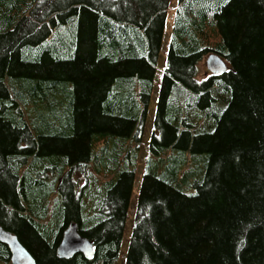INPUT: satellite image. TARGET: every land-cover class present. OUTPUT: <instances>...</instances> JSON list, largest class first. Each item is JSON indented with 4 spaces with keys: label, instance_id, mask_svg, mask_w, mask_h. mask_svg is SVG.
I'll return each mask as SVG.
<instances>
[{
    "label": "trees",
    "instance_id": "1",
    "mask_svg": "<svg viewBox=\"0 0 264 264\" xmlns=\"http://www.w3.org/2000/svg\"><path fill=\"white\" fill-rule=\"evenodd\" d=\"M169 5L0 0V226L35 264H264V0H176L154 89Z\"/></svg>",
    "mask_w": 264,
    "mask_h": 264
},
{
    "label": "water",
    "instance_id": "2",
    "mask_svg": "<svg viewBox=\"0 0 264 264\" xmlns=\"http://www.w3.org/2000/svg\"><path fill=\"white\" fill-rule=\"evenodd\" d=\"M205 66L209 73L216 74L226 70V62L217 54L211 53L205 60ZM0 243L4 244L10 253L11 264H35L31 254L19 242L12 233L0 226ZM57 255L60 258H70L76 253H81L87 259L94 256V246L86 237L82 236L76 223H70L63 231L61 241L57 247Z\"/></svg>",
    "mask_w": 264,
    "mask_h": 264
},
{
    "label": "rangeland",
    "instance_id": "3",
    "mask_svg": "<svg viewBox=\"0 0 264 264\" xmlns=\"http://www.w3.org/2000/svg\"><path fill=\"white\" fill-rule=\"evenodd\" d=\"M176 6V0H170V5H169V9H168V15L166 18V24H165V29H164V35H163V41H162V47L161 50L159 52V56H158V60H157V64H156V74L154 77V89L157 88L158 86V80H159V74L160 72H162L164 66H165V62H166V48L170 39V31H171V15L174 12V8ZM211 54V53H210ZM209 55V54H208ZM206 55L198 64V75L197 78L201 79L205 76H207V74L209 73L206 69L205 66V60L207 58ZM154 112H155V98L154 96L150 99V102L148 104L147 107V113H146V119H145V124H144V132H143V136H142V141L140 143V157L138 160V169L136 171V178H135V183H134V187H133V191H132V196H131V207L129 209L128 212V218L126 221V225H125V230H124V237H123V242H122V253H124L127 250L128 247V241H129V237L131 234V230H132V225H133V204L136 201L137 198V194H138V185H139V181L141 180L142 174H143V159L147 154V146L151 137V132H152V120L154 117ZM36 173V172H35ZM49 175V172L47 173ZM122 258V257H121ZM118 260L117 264H122L123 262V258Z\"/></svg>",
    "mask_w": 264,
    "mask_h": 264
}]
</instances>
